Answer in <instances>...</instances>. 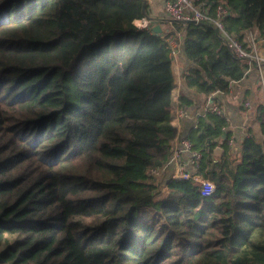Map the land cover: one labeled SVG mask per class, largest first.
Returning a JSON list of instances; mask_svg holds the SVG:
<instances>
[{
	"label": "trees",
	"instance_id": "trees-1",
	"mask_svg": "<svg viewBox=\"0 0 264 264\" xmlns=\"http://www.w3.org/2000/svg\"><path fill=\"white\" fill-rule=\"evenodd\" d=\"M144 3L0 0V264H264L261 77L206 21L139 27ZM194 3L213 16L226 6L225 26L246 46L250 29L264 37V0ZM182 32L189 91L228 93L250 71L260 78L262 141L235 150L212 111L187 136L203 153L195 172L216 184L210 196L171 168L150 171L178 134L167 37ZM193 103L181 92L182 107Z\"/></svg>",
	"mask_w": 264,
	"mask_h": 264
},
{
	"label": "built area",
	"instance_id": "built-area-1",
	"mask_svg": "<svg viewBox=\"0 0 264 264\" xmlns=\"http://www.w3.org/2000/svg\"><path fill=\"white\" fill-rule=\"evenodd\" d=\"M165 12L171 24L175 21H182L184 23L189 21H206L214 26L217 29L219 36L225 44L233 50L234 54L237 57L248 59L251 64L250 68L254 66L257 69L264 87V37L260 36L258 28L250 29L247 32L248 46H246L244 42L239 40L226 28L224 17L229 14V10L222 4L217 6L216 14L213 16L200 9L194 3V0H166ZM143 24H138V26L148 28L146 23ZM167 41L172 47L171 55L173 59H176L180 48L179 40H177L174 34H169ZM217 92L219 91L212 92L206 96L204 100L205 112H215L228 121L229 115L227 110L215 99V94ZM245 106L250 108L252 107V104L247 101ZM179 114L182 117L190 115L188 110L185 109H181ZM232 141L233 140H231V142ZM181 155L186 157L184 162L179 161ZM202 159V151L194 148L193 142L186 137L179 140L176 146L173 147L171 158L163 166L154 167L150 171L154 175L162 176L168 172L172 165H176V169L171 175L172 179L195 180L200 184L201 195L210 196L216 190L215 182L212 179L203 177L195 172V169L200 166Z\"/></svg>",
	"mask_w": 264,
	"mask_h": 264
},
{
	"label": "crops",
	"instance_id": "crops-1",
	"mask_svg": "<svg viewBox=\"0 0 264 264\" xmlns=\"http://www.w3.org/2000/svg\"><path fill=\"white\" fill-rule=\"evenodd\" d=\"M165 1L166 0H145L148 16L146 15L144 18L136 20V23L139 25L146 23L150 28H153L155 25H160L161 27L160 21L163 20L166 22L168 19L165 12ZM169 25H167V28H172V24ZM184 37L185 32L179 33V53L178 57L173 59L177 102L174 117L178 126V134L175 138L174 146H176L179 140L188 136L191 129L197 124L198 117L206 114L204 105L206 96L189 91V89L186 88L184 74L189 66L192 65V61L189 60L184 53ZM258 79L257 73L255 71H250L242 80L233 82L228 93L217 92L215 94V98H217V101L227 110L229 115V124L227 127V130L231 132V139L229 142L235 147V150H239L243 139L246 137L254 135L259 141L263 139L259 131V124L255 120V109L260 99L258 97L259 91L257 88L259 85ZM183 91L188 93L193 99L194 103L192 106L182 107L179 104V97ZM261 94L264 95V87L261 90ZM247 101L251 102L252 107L248 108L245 106ZM181 109L188 110L190 115L184 117L180 116L179 111ZM231 140L233 141L231 142ZM185 159L186 157L181 155L179 161L184 162ZM170 168L169 172L172 174L176 169V165H172ZM165 185L169 186L167 182Z\"/></svg>",
	"mask_w": 264,
	"mask_h": 264
},
{
	"label": "water",
	"instance_id": "water-1",
	"mask_svg": "<svg viewBox=\"0 0 264 264\" xmlns=\"http://www.w3.org/2000/svg\"><path fill=\"white\" fill-rule=\"evenodd\" d=\"M143 7L145 8V3L143 4ZM153 28L157 32H160L161 31L160 25H155ZM224 151H225V148L223 146H217L215 148L214 154L216 156H218V157H221L223 155Z\"/></svg>",
	"mask_w": 264,
	"mask_h": 264
},
{
	"label": "rangeland",
	"instance_id": "rangeland-1",
	"mask_svg": "<svg viewBox=\"0 0 264 264\" xmlns=\"http://www.w3.org/2000/svg\"><path fill=\"white\" fill-rule=\"evenodd\" d=\"M259 81H260V78L258 79V82ZM162 190H163L164 196L168 195V193H169V187L167 188L164 183H162Z\"/></svg>",
	"mask_w": 264,
	"mask_h": 264
}]
</instances>
